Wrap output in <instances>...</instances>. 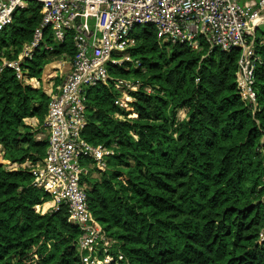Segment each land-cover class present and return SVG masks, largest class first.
I'll return each instance as SVG.
<instances>
[{"label": "trees", "instance_id": "16d2710c", "mask_svg": "<svg viewBox=\"0 0 264 264\" xmlns=\"http://www.w3.org/2000/svg\"><path fill=\"white\" fill-rule=\"evenodd\" d=\"M39 10L29 1L14 12L0 31V58H17L32 41ZM132 35L127 50L138 64L110 62L107 69L112 79L141 81L135 100L119 106V94L105 85L86 93L82 137L114 150L106 169L82 177L94 219L127 264H264V46L257 47L251 107L236 86L238 48L161 44L151 27L134 28ZM49 43L51 50L44 48ZM73 55L71 35L55 42L46 28L24 69L39 77L48 63L71 62ZM48 101L11 69L0 71V145L7 162L45 156L47 134H37L45 130ZM28 117L37 118L36 127L25 123ZM46 199L28 170L0 164V264H81V230L65 205L37 212Z\"/></svg>", "mask_w": 264, "mask_h": 264}, {"label": "built area", "instance_id": "2783aa9c", "mask_svg": "<svg viewBox=\"0 0 264 264\" xmlns=\"http://www.w3.org/2000/svg\"><path fill=\"white\" fill-rule=\"evenodd\" d=\"M29 1L40 6L41 22L17 58H0V71L9 68L20 82L35 86L37 77L27 73L24 62L41 46L46 28L52 31L55 42L71 35L74 55L69 72L55 91L48 92L43 124L48 137L45 156L35 161L26 158L7 162L0 148V162L9 170L30 172L33 185L47 196L35 205L37 212L67 207L72 223L81 230V264H127L123 253L115 249V241L94 219L82 179L90 170L106 169L107 158L114 153L111 147L91 144L82 137L87 89L111 86L119 94V106L121 101L135 100L132 92L142 86L141 81L112 79L107 67L110 62L122 63L123 56L116 58L113 54L133 46L134 28L144 26L153 28L161 44L181 43L196 50L206 44L209 51L216 48L226 52L238 48V94L246 105L255 106L254 70L260 62L257 47L264 46V37H257L256 28L264 24V0L251 5H242L238 0H0V31ZM44 48L52 49L47 44ZM143 89L153 92L149 85Z\"/></svg>", "mask_w": 264, "mask_h": 264}, {"label": "crops", "instance_id": "0c3cea01", "mask_svg": "<svg viewBox=\"0 0 264 264\" xmlns=\"http://www.w3.org/2000/svg\"><path fill=\"white\" fill-rule=\"evenodd\" d=\"M238 2L242 5H251L254 4L256 0H238ZM69 70H70V62H66L62 60L52 61L48 63V66L46 65L44 67L41 75L37 77L36 80L34 81L35 86L32 87L40 89L43 93H45L48 96V92L56 90L57 86L62 81V77L66 75L69 72ZM183 111H184L183 109L178 111L177 114L179 119H182L185 116ZM25 123L29 124L32 127H36L38 124V120L35 117H28L25 118ZM40 134L43 135V133ZM38 137L41 136L37 134V138ZM45 206H47V204Z\"/></svg>", "mask_w": 264, "mask_h": 264}, {"label": "rangeland", "instance_id": "374dc122", "mask_svg": "<svg viewBox=\"0 0 264 264\" xmlns=\"http://www.w3.org/2000/svg\"><path fill=\"white\" fill-rule=\"evenodd\" d=\"M143 27H144V26H139L138 28H135V30L142 29ZM258 28H259V29H257V31H256V35H257V37H264V24H261ZM48 45H49V47H52L51 43H49ZM128 50H129V49H128ZM128 50L122 52V53H123V55H122V56H123V58H122V62H123V61H128V62H133V61H135V60L133 59V57L129 54V51H128ZM66 62H69V61L67 60ZM135 62H136V65H137V64H138V60H136ZM49 65H50V64H49ZM47 66H48V64H47ZM46 134H47V131L44 130L43 135H42V134H39V135L42 136V137H44V136H46Z\"/></svg>", "mask_w": 264, "mask_h": 264}, {"label": "water", "instance_id": "95a60500", "mask_svg": "<svg viewBox=\"0 0 264 264\" xmlns=\"http://www.w3.org/2000/svg\"><path fill=\"white\" fill-rule=\"evenodd\" d=\"M257 29V28H256ZM0 164H2L1 162H0ZM70 222H72V219H70Z\"/></svg>", "mask_w": 264, "mask_h": 264}]
</instances>
